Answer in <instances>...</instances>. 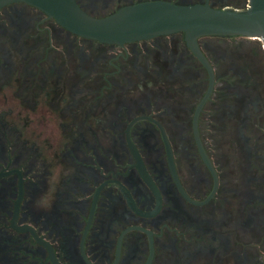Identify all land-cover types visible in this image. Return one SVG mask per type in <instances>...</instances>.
<instances>
[{
    "label": "flooded vegetation",
    "instance_id": "1",
    "mask_svg": "<svg viewBox=\"0 0 264 264\" xmlns=\"http://www.w3.org/2000/svg\"><path fill=\"white\" fill-rule=\"evenodd\" d=\"M147 1L251 3L76 0L95 18ZM247 39H199L209 92L182 33L105 44L0 10V264H264V85L222 55Z\"/></svg>",
    "mask_w": 264,
    "mask_h": 264
},
{
    "label": "water",
    "instance_id": "2",
    "mask_svg": "<svg viewBox=\"0 0 264 264\" xmlns=\"http://www.w3.org/2000/svg\"><path fill=\"white\" fill-rule=\"evenodd\" d=\"M13 3L29 4L69 32L105 44L123 45L182 33L188 48L209 73V92L214 84V71L199 47L201 37H245L264 44V0H251L250 8L243 11L215 9L208 4L147 1L123 7L104 18L89 15L76 0H0V10ZM197 140L204 161L215 173L198 137Z\"/></svg>",
    "mask_w": 264,
    "mask_h": 264
},
{
    "label": "rangeland",
    "instance_id": "3",
    "mask_svg": "<svg viewBox=\"0 0 264 264\" xmlns=\"http://www.w3.org/2000/svg\"><path fill=\"white\" fill-rule=\"evenodd\" d=\"M48 27V25L46 26ZM55 33V32H54ZM57 33H55L56 35ZM209 40L216 42L219 41L221 39H217L215 37L210 38ZM229 46L227 48L224 49V51H222V55L223 56H233V57H238V56H243L245 58V63L249 64L250 68L253 67V63L256 62V65H258V67H256L255 69L250 70V75H255L256 77L259 76V85H264V44L260 41H257L255 39L249 38L247 39V42H249L248 44L245 45H238L237 43H234L233 41L229 40ZM57 43H59V41H57ZM211 56L215 58V54L214 52H210ZM255 60V61H254ZM219 67V77H220V81L223 82L222 77L229 72L228 69V65L225 63V65H218ZM252 72L254 74H252ZM167 74V73H165ZM263 74V76H262ZM227 76V75H226ZM199 81H201V75L199 76ZM185 84L188 85V82L185 81ZM221 134H218L216 136H214L212 138V140L214 141V145L218 148L219 153L221 152ZM260 242H264L263 239L260 240ZM244 243H251V240L248 237L244 238ZM253 249H256L258 251L259 248L252 246Z\"/></svg>",
    "mask_w": 264,
    "mask_h": 264
}]
</instances>
